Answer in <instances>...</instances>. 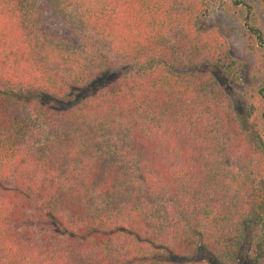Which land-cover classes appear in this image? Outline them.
<instances>
[{
	"label": "trees",
	"instance_id": "16d2710c",
	"mask_svg": "<svg viewBox=\"0 0 264 264\" xmlns=\"http://www.w3.org/2000/svg\"><path fill=\"white\" fill-rule=\"evenodd\" d=\"M240 2L0 0V264H236L246 222L264 264V80L238 112L198 26Z\"/></svg>",
	"mask_w": 264,
	"mask_h": 264
},
{
	"label": "rangeland",
	"instance_id": "374dc122",
	"mask_svg": "<svg viewBox=\"0 0 264 264\" xmlns=\"http://www.w3.org/2000/svg\"><path fill=\"white\" fill-rule=\"evenodd\" d=\"M240 1L235 9L230 5L227 9L210 6L206 14L198 21V26L202 29H217L228 45L230 57L242 63L239 83L232 87L238 112L242 111L252 90L262 85L264 80L263 71L259 74L256 69L260 56L259 51L256 50L259 48L255 45V50H250L245 40V35L251 32V28L257 29L264 40V0ZM245 5H248L247 8ZM44 26L47 31L59 37L68 36L64 31V26L49 14H45ZM259 228L260 225L256 222L244 224L243 245L237 256L236 264H249V254ZM191 260L216 264L212 257L202 250H198Z\"/></svg>",
	"mask_w": 264,
	"mask_h": 264
}]
</instances>
